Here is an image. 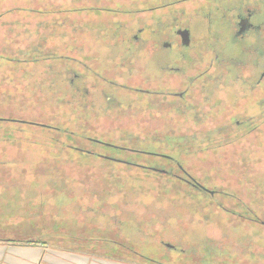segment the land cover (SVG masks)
<instances>
[{
	"label": "flooded vegetation",
	"instance_id": "1",
	"mask_svg": "<svg viewBox=\"0 0 264 264\" xmlns=\"http://www.w3.org/2000/svg\"><path fill=\"white\" fill-rule=\"evenodd\" d=\"M18 1L30 2L32 15L0 14V32L5 40L24 36L30 46H5L0 52L61 54L59 61L44 59L41 75L66 98L78 100L83 132L149 134L174 150L167 154L154 142L127 146L129 140L117 144L88 137V144L116 150L117 157L123 152L124 159L104 149L92 153V145L87 153L123 164L137 178H169L211 196L220 190L204 186L191 163L229 165L228 177L239 183V203L207 206L206 212L223 215L233 228L264 226L256 198V173L264 163V0ZM162 159L168 167H154ZM216 228L230 234L225 226ZM217 231L207 239L217 241ZM244 239L235 242L253 247V253L252 237L248 244ZM217 245L224 256L228 249L231 257H241L238 264H249L241 256L243 247L238 252L227 243Z\"/></svg>",
	"mask_w": 264,
	"mask_h": 264
},
{
	"label": "rangeland",
	"instance_id": "2",
	"mask_svg": "<svg viewBox=\"0 0 264 264\" xmlns=\"http://www.w3.org/2000/svg\"><path fill=\"white\" fill-rule=\"evenodd\" d=\"M27 3L20 5L18 0H0V14H6V17L9 15L29 17L34 6L29 4L30 2ZM22 60L24 59L19 58L17 62ZM31 68L36 69V65ZM12 70L14 66L10 68L0 63V118L25 123L5 124L0 129V143L3 144L0 147L4 148L0 153V165L14 172L11 176L5 172L0 173V240L41 241L46 245L42 243L40 245L48 249L88 251L105 259L108 255H116L119 258L125 257L140 262L133 255V251L164 264H180L171 262L169 257L176 258L181 264L221 262L217 259L225 260V264H238L241 257L233 253L231 257L228 249L225 250L228 253L224 256L221 253L224 251L217 245L218 242L227 243L231 249L238 252L243 247L241 256L249 260V264H264V243L256 240L264 238V226L253 224L243 229L233 228L226 225L225 222L228 220L223 215L207 213L206 210L203 212L207 214L206 221H200L199 212L195 211L194 207L204 200L202 192H197V196L193 197L184 196L176 192L174 181L169 178L155 180L142 179L144 176L137 178L136 173L132 176L128 170L125 171L123 164L97 158L95 154L94 157L88 156L93 155L86 151H90L88 148L90 145L94 147L91 148L92 153L96 154L98 152L95 148L110 151L112 155L116 151L106 149L105 146H96L92 141L88 144V138L77 137L78 140H83L82 142L67 141L65 137L56 141L46 140L45 135L51 134L44 132L39 126L26 123L58 126L60 124L57 120L45 119L33 112L29 113L33 117L27 116L20 110L21 107L14 109L4 106L8 102L18 101L22 93L21 87L24 85H29L28 91L25 92H30V98L38 92L33 88L38 82L36 76L25 75L21 80L14 75L16 71ZM30 98L26 97L27 100L33 101ZM58 113L61 114L62 120L71 124V116L65 111L64 114L62 111ZM80 127H74L79 135L90 134L92 139L102 142L118 144L129 140L127 146L154 142L159 151L174 153V150L159 144L160 140L149 134L120 135L121 133L94 132L91 126L88 127L89 131L83 132ZM11 131L14 132L10 133ZM8 134L13 136L15 142L3 139ZM160 139L163 141L162 137ZM115 155L113 157H117ZM120 155L122 156L123 152ZM126 155L129 159L140 158L133 154ZM23 156L25 158L21 159ZM148 162L154 161L149 159ZM158 162L154 167H168L164 159ZM193 162H195L191 163L194 164L191 166L195 167L193 174L199 179H204L202 180L204 186L228 191V195L237 201L233 203L227 200L225 194L219 191L216 198L223 202V206L239 203L235 198V195H238L239 183L237 185L234 178L228 177L232 172L229 165H196V161ZM95 163H103L101 168L104 169L113 168L108 166V163L122 169L114 171L119 174L118 176L108 178L107 173L106 175L97 173ZM235 173L238 174V170ZM256 179L260 185L256 198L260 206V216L264 219V163L258 165ZM156 180L164 181L159 185ZM246 201L253 202V198H247ZM26 208L29 214L26 213ZM223 226L230 229V234L218 233L216 227ZM216 231L217 241L207 239L209 233ZM227 232L229 231L226 230L224 233ZM237 234L240 237L244 235L246 244L249 241L248 237H252L255 245L253 253L250 252L253 247L248 248L239 245L241 242L238 244L235 242L239 238ZM85 240L91 241L90 244H86ZM0 242L1 245L5 244L3 241ZM166 244L174 245L175 249L169 250ZM35 247L32 249L35 250ZM250 255H256V259H252Z\"/></svg>",
	"mask_w": 264,
	"mask_h": 264
},
{
	"label": "trees",
	"instance_id": "3",
	"mask_svg": "<svg viewBox=\"0 0 264 264\" xmlns=\"http://www.w3.org/2000/svg\"><path fill=\"white\" fill-rule=\"evenodd\" d=\"M22 37H23L22 38L23 40H21V38H16L13 40H5L3 37V33L0 32V48L5 47V46H12V47L30 46L29 40L26 39L24 36H22ZM23 41H25V43H21ZM60 55L61 54L55 53L52 51L51 52H45V53H33V54L32 53H27V54L7 53V54H4V52H0V63L6 64L7 67H10V68H11V66H14V70H12V72L16 71L14 74L15 76L19 77L21 80L24 79L25 75L36 76L38 78L37 85L34 84L35 87H33L38 92L34 93L33 96H31L32 98H30V92L29 93L25 92V90L28 91L29 85H24L23 87H21L22 93H21V95H19L18 101L14 102V103L8 102L4 106H7L9 108H14V109H18L19 107H21L20 110H23L24 114L27 116H31L29 113L33 112L35 114H39L40 116H43L42 118H45V119L50 118L53 120H57L60 124L58 126H52V125H48V124L39 125V124L26 123V124L33 125V126H39L44 130V132L51 134V135H45L44 138H46V140L51 139V140L56 141V140H59L61 137H65L67 141L82 142L83 140H78L79 138L77 139V137H81V139H84V138L87 139L91 135L90 134L88 136H85L84 134L79 135V133L77 131H75L74 127L80 126L81 120H82L80 109L78 106V100L75 99L73 101V100L66 98L62 93H59L55 89L56 84L49 82V80L46 79V77L44 75H41L42 73L46 72V70H45V66L47 63L46 60L51 59V60H53V62L56 60L59 61L58 57ZM19 58L24 59V60L17 62V59H19ZM35 59H38V62L35 61ZM44 59H46V60H44ZM62 61H63V59L60 61V63H58V65H60L58 67L61 70L64 69L62 67V63H61ZM35 62H36V69H33L31 67L33 65H35ZM53 85H55V86H53ZM29 91H30V89H29ZM26 97H29L33 101L27 100ZM57 109L59 111H62V113L65 111V113L68 116H71V119H72L71 124H68L64 120H62L61 114L58 113L59 111ZM31 117H33V116H31ZM22 123H25V122L16 121L15 119H10V118H8V119L7 118H0V129L3 128V126L5 124H14V125L19 124L20 125ZM13 132L14 131H11L10 133H13ZM52 134H55V135H52ZM3 139L5 141L6 140H14V138L11 134L4 136ZM88 141L90 142V140H88ZM14 142H15V140H14ZM62 142L64 143L63 140H62ZM0 145H3V144L0 143ZM104 148H106V147H104ZM3 151H4V148L0 147V153ZM85 155H88V154H85ZM88 156L94 157V155H88ZM23 158H25V156L21 157V159H23ZM102 165H103V163H95L96 171H97V173H100L103 175H106V173H107L108 178L118 176L119 174L114 172V171L122 169V168H119V166L114 167L112 164L108 163L107 164L108 166L113 167L109 170L106 168L105 169L101 168ZM26 168H28L29 170H32V168H30V167H26ZM6 169L0 165V173L5 172L9 176H11L12 173H14L13 170L11 171L10 169H7V170ZM23 170H24V172H26L25 167H23ZM128 173L131 174L132 172H128ZM133 173H135V172H133ZM163 181L164 180L155 181V182L160 185L163 183ZM173 181H174L173 182L174 185L172 184V182H171V184L175 187V189H177L176 192H179V191H192V192L196 191L197 192V190L190 185H187V184L182 183L180 181H175V180H173ZM151 185H153V184H151ZM159 185H153V186H159ZM189 196L193 197V196H197V194L189 195ZM237 196L238 195H235V198H237ZM204 197H205L204 200L201 203H198V205H196L194 207V209H197L195 211L199 212L198 214H199V217L201 218L200 221H206L205 218H206L207 214L203 213L205 211V207H207V206L221 207L224 205L221 200L216 198V195L211 196L209 194H204ZM182 199H185V198H182ZM226 199L229 201H232L233 203H237V201L233 200L232 196H227ZM26 209H27L26 213L29 214L28 208H26ZM41 229L43 230V228H41ZM0 241H3L7 244L28 245V246H37V245H40L42 243L41 241H32V240L21 241V240H17V239H13V240L6 239V240H0ZM85 241L87 242L86 244H90V242H91V241H87V240H85ZM42 244L46 245V243H42ZM132 253L135 257L138 258V260L140 262H143L146 264H164L162 262H157L151 258H148L146 256L138 254L137 252L132 251ZM169 260L171 262H178L181 264V262L177 261L176 258L169 257ZM165 262L168 263L167 261H165Z\"/></svg>",
	"mask_w": 264,
	"mask_h": 264
},
{
	"label": "crops",
	"instance_id": "4",
	"mask_svg": "<svg viewBox=\"0 0 264 264\" xmlns=\"http://www.w3.org/2000/svg\"><path fill=\"white\" fill-rule=\"evenodd\" d=\"M14 245L0 242V264H146L116 255H93L88 251L73 252L37 245Z\"/></svg>",
	"mask_w": 264,
	"mask_h": 264
}]
</instances>
